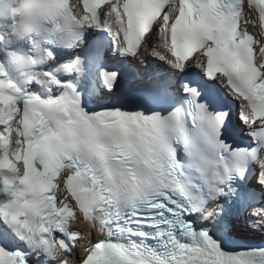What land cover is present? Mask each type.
I'll list each match as a JSON object with an SVG mask.
<instances>
[{
    "label": "snow or ice",
    "instance_id": "snow-or-ice-1",
    "mask_svg": "<svg viewBox=\"0 0 264 264\" xmlns=\"http://www.w3.org/2000/svg\"><path fill=\"white\" fill-rule=\"evenodd\" d=\"M228 2L229 0H223L221 7L215 10L210 6L207 9L208 16L215 20L220 19L221 12L227 16ZM15 3L19 5L21 0H15ZM109 4L114 20L104 19L103 23L99 22V7L93 9L92 0H72L71 3L69 0H27L22 11L7 14L11 18L0 13V22L8 25L7 30L0 33V42L11 43L13 39H21L12 27V21L19 19L23 22L21 27L27 29L23 40L31 45L21 53L6 52L5 60L0 62V72L11 78L8 65L13 54L25 57L34 70L45 57L53 58L51 51L40 47L38 37H44L46 42L71 47L74 40L78 39L79 30L85 26L111 32L122 55H136L142 39L152 31L154 25L157 26V40L160 39L159 33L164 27L160 20H167L168 9L158 10L154 0H116L115 3L110 0ZM181 12L183 15L176 13V20L168 21L172 27L167 36V40L170 36L172 55L180 61L176 65L178 70L196 59L192 54L197 50H202L207 55L208 47L205 43L208 28L201 20V10L196 8L191 15L186 8H182ZM108 13V9L104 10L105 18ZM111 24H115V31ZM225 26L231 31L228 20H225ZM240 31L236 27V32ZM121 33L123 40L118 43L116 38ZM223 47L224 42L219 41L218 54L213 57V64L220 69L216 73H222L231 89L245 101L241 106V120L248 124L250 135L258 144L257 149L252 150V155L256 157L260 168L259 182L264 184V72L260 71L264 63L246 68L243 66L242 54L230 51L231 43L229 50L220 53L219 48ZM154 55L164 61L159 53ZM169 64L171 66V62ZM79 66L80 60L76 58L64 65L63 71L79 72ZM204 74L208 78H216L207 67ZM29 75L32 76L31 79L28 78ZM101 76L104 85L111 89L116 74L102 72ZM23 78L26 80L23 86L16 83L19 92L37 97L46 109V112L34 113V127L41 136L47 134L52 138V146L61 153L57 163L60 168L67 167L68 170L55 177H51V172L47 176L42 175L46 164L39 153L37 159L31 160L26 176H20L9 167L8 171L14 175L0 177V195L5 197L0 202V219L31 252L37 255L43 252L53 260L58 259V264H69L71 259L65 253H71L78 242L84 239L78 230H67L69 222L75 221V209L70 210L67 204L68 195L74 197L73 203L81 210L86 222L91 223L90 213L95 214L101 233H106L108 237L114 232H131L130 228L122 229L119 224L113 225V220L119 217L122 208L142 206L148 197L153 200L163 197L164 201L176 205L185 213L196 210L191 193L176 176L177 162L172 143L170 155L160 151L161 130H170V134L175 133L178 139H183L189 146L194 165L210 176L209 198L213 200L226 195V188L231 191L230 169L223 154L230 153L238 163L245 161L248 156V150H231L219 139L221 117L214 116L203 105L195 104L194 101L189 115L196 128L198 142L189 141L179 110H173L166 116L159 113H126L116 109L89 114L82 109L70 82H62L49 72L35 70L32 73L26 72ZM32 83L40 85L49 95L42 98L30 91ZM53 88L63 91L52 95ZM93 118L103 126V130L91 122ZM133 126L140 129L139 134L133 132ZM4 128L5 125L0 124V133ZM149 133H153L150 140L146 139ZM141 145L144 146L143 151ZM4 151L5 146L0 145V153ZM19 151L23 155L24 150ZM157 158L161 163L159 167H153ZM141 164L143 167H139ZM61 189L64 194H61ZM174 198L183 200L188 207L177 205ZM148 206L166 209L175 216V219H168L161 212V218L155 221L157 225H167V229L155 233L162 240L161 251L131 241L123 244L111 239H101L84 250L79 264H89L93 258L97 264H237L234 257L238 255L249 257L244 264H264V248L239 253L225 252L206 231H194L190 222L183 221L165 203L157 200ZM215 211H209L207 215L212 216ZM254 214L264 216V209H258ZM177 227L189 242H182L176 236ZM56 231L66 236L67 242L55 238ZM117 253L124 254L126 258L121 261L105 260V257ZM255 258H259L258 262ZM0 264L29 262L24 253L10 252L0 247Z\"/></svg>",
    "mask_w": 264,
    "mask_h": 264
},
{
    "label": "bare ground",
    "instance_id": "bare-ground-1",
    "mask_svg": "<svg viewBox=\"0 0 264 264\" xmlns=\"http://www.w3.org/2000/svg\"><path fill=\"white\" fill-rule=\"evenodd\" d=\"M150 35H154L153 33H150L148 36H150Z\"/></svg>",
    "mask_w": 264,
    "mask_h": 264
}]
</instances>
